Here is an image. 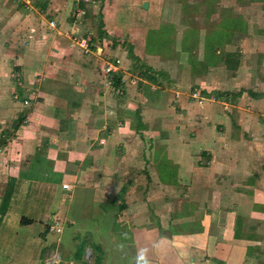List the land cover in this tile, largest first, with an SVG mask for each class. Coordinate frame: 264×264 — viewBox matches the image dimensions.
Wrapping results in <instances>:
<instances>
[{
	"label": "crops",
	"instance_id": "obj_1",
	"mask_svg": "<svg viewBox=\"0 0 264 264\" xmlns=\"http://www.w3.org/2000/svg\"><path fill=\"white\" fill-rule=\"evenodd\" d=\"M96 3L0 0V260L45 252L78 202L151 264H264V36L235 13L213 48L229 68L203 46L182 65L148 51L150 26L111 22L117 0L97 25Z\"/></svg>",
	"mask_w": 264,
	"mask_h": 264
},
{
	"label": "rangeland",
	"instance_id": "obj_2",
	"mask_svg": "<svg viewBox=\"0 0 264 264\" xmlns=\"http://www.w3.org/2000/svg\"><path fill=\"white\" fill-rule=\"evenodd\" d=\"M96 1L97 3L91 8V12L98 19L97 25H100L104 16L112 14L114 4L113 0H90V2ZM131 1L117 0V16L119 17L111 22L120 25L137 22V28L139 29L140 27L145 29V25L150 26L152 29H149L146 38L148 51L157 52L164 56H175V60L181 61L182 65H184L185 61H189L186 56L187 52L189 54L188 49L191 50L192 48L203 46L206 65L212 67V65L225 62L228 66L227 60H230L231 54L221 50V54L215 55L216 52L213 48L216 44L222 45L221 48L226 44L227 37L225 33L218 30H222L220 29V24L223 21L236 14L240 16L237 21H234L238 29L242 30V27L249 25L247 36L250 33L264 36V0H161L162 3H158L157 0H148L140 6L143 9L146 2L151 3L149 12L143 16L141 11L139 13L131 8ZM108 7L110 8L108 9ZM146 9L144 8V11ZM227 24L230 26L231 22L228 21ZM233 28L231 26V30ZM100 36L104 37L103 31ZM181 37L183 40H181ZM249 37L251 36L249 35ZM179 47L180 51H178ZM138 67L142 66L139 65ZM181 68L185 69L186 66H181ZM10 78L12 84L18 85L20 82L24 85L25 77L23 74L11 73ZM195 87L198 91L196 92L197 94L193 92V95L196 96L195 99L199 102H205V100H209L212 97L210 94H198L201 89L197 85ZM230 100L234 101L237 99L235 96H230ZM66 205L70 206L69 217L73 221V226L71 228L69 226L70 223L64 221L66 223L64 226L63 222V233L59 230L58 232L56 231V234H52L53 236L51 235L50 240L52 243L49 246L50 248L45 249V252L41 251L39 253L38 247L36 252L35 245H32L33 247L30 246V248H33V251H29L25 258L19 252L18 256L16 255L11 260L9 259L5 262L3 259L0 260V264H94L96 257L91 248L93 240L104 251L102 264H134L133 258L136 254L134 249L130 246L121 247L116 244V238H113L109 233L110 230L106 228L107 223L101 224V212L99 213L97 209H93V206L88 203L81 206L78 202H71L70 204L66 203ZM25 211L26 209L22 212L25 213ZM28 213L32 214L31 212ZM109 215L111 219L114 216V214ZM95 234L100 235L94 236ZM79 238L86 240L87 243L84 254L80 259L78 252L81 240ZM44 239L48 241V237L45 236L41 242H44ZM127 253L129 257L130 253H132L133 258L126 257ZM125 258H129L127 262H124Z\"/></svg>",
	"mask_w": 264,
	"mask_h": 264
},
{
	"label": "built area",
	"instance_id": "obj_3",
	"mask_svg": "<svg viewBox=\"0 0 264 264\" xmlns=\"http://www.w3.org/2000/svg\"><path fill=\"white\" fill-rule=\"evenodd\" d=\"M77 1H80V0H77ZM76 44L83 49V53L85 56L91 54V52H92L91 46L86 40H84V39L77 40ZM118 63H119V60H116L115 62H112L110 64H106L105 71L109 74L114 73L116 71V66ZM195 94H197V93H195ZM193 96H195V95H193ZM24 103H25V105H30V99L24 100ZM67 186L68 185H64V187H67Z\"/></svg>",
	"mask_w": 264,
	"mask_h": 264
},
{
	"label": "trees",
	"instance_id": "obj_4",
	"mask_svg": "<svg viewBox=\"0 0 264 264\" xmlns=\"http://www.w3.org/2000/svg\"><path fill=\"white\" fill-rule=\"evenodd\" d=\"M92 236V235H91ZM80 239V238H79ZM81 242H79V252H78V256L79 259L82 257V255L84 254V250L86 249V240L80 239ZM92 251L95 254L96 257V261L94 264H102V260H103V256H104V251L102 250V247L96 242V241H92ZM103 253V255H102Z\"/></svg>",
	"mask_w": 264,
	"mask_h": 264
},
{
	"label": "clouds",
	"instance_id": "obj_5",
	"mask_svg": "<svg viewBox=\"0 0 264 264\" xmlns=\"http://www.w3.org/2000/svg\"><path fill=\"white\" fill-rule=\"evenodd\" d=\"M133 259H134V264H151L149 260V249L148 248L137 249Z\"/></svg>",
	"mask_w": 264,
	"mask_h": 264
},
{
	"label": "water",
	"instance_id": "obj_6",
	"mask_svg": "<svg viewBox=\"0 0 264 264\" xmlns=\"http://www.w3.org/2000/svg\"><path fill=\"white\" fill-rule=\"evenodd\" d=\"M147 7H148V3H145V4H144V8H147Z\"/></svg>",
	"mask_w": 264,
	"mask_h": 264
}]
</instances>
